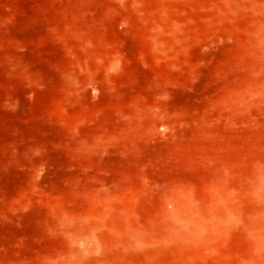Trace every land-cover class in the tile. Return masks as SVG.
I'll use <instances>...</instances> for the list:
<instances>
[{"label": "rangeland", "instance_id": "obj_1", "mask_svg": "<svg viewBox=\"0 0 264 264\" xmlns=\"http://www.w3.org/2000/svg\"><path fill=\"white\" fill-rule=\"evenodd\" d=\"M0 264H264V0H0Z\"/></svg>", "mask_w": 264, "mask_h": 264}]
</instances>
